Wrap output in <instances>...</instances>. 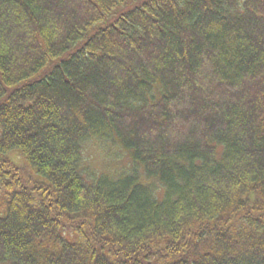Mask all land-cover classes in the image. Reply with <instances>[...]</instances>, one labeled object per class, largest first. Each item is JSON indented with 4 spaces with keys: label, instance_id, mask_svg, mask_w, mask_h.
Here are the masks:
<instances>
[{
    "label": "trees",
    "instance_id": "16d2710c",
    "mask_svg": "<svg viewBox=\"0 0 264 264\" xmlns=\"http://www.w3.org/2000/svg\"><path fill=\"white\" fill-rule=\"evenodd\" d=\"M0 189V264H264V0H0Z\"/></svg>",
    "mask_w": 264,
    "mask_h": 264
},
{
    "label": "rangeland",
    "instance_id": "374dc122",
    "mask_svg": "<svg viewBox=\"0 0 264 264\" xmlns=\"http://www.w3.org/2000/svg\"><path fill=\"white\" fill-rule=\"evenodd\" d=\"M84 155L85 163L89 165L90 170L97 175L103 173L118 174L124 169L127 170L131 167V158L128 152L119 146H115L111 143H104L97 139H92L87 142L84 146ZM10 158L17 164L24 162L20 151L12 152ZM19 165L23 166L22 164ZM84 174L88 178V175L86 173ZM6 194L8 193H6L5 190L0 189V212L4 211L6 204L4 203V197ZM58 217L62 219V216Z\"/></svg>",
    "mask_w": 264,
    "mask_h": 264
}]
</instances>
